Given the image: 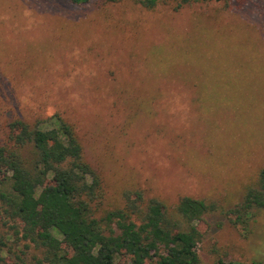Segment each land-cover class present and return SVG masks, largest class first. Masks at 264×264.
I'll return each mask as SVG.
<instances>
[{
  "label": "rangeland",
  "instance_id": "374dc122",
  "mask_svg": "<svg viewBox=\"0 0 264 264\" xmlns=\"http://www.w3.org/2000/svg\"><path fill=\"white\" fill-rule=\"evenodd\" d=\"M54 113L102 177L101 208L135 188L233 208L264 166V0H0V142L13 119ZM207 222L204 264H264V208L247 236Z\"/></svg>",
  "mask_w": 264,
  "mask_h": 264
},
{
  "label": "trees",
  "instance_id": "16d2710c",
  "mask_svg": "<svg viewBox=\"0 0 264 264\" xmlns=\"http://www.w3.org/2000/svg\"><path fill=\"white\" fill-rule=\"evenodd\" d=\"M132 1L147 10L170 1L177 11L211 0ZM103 196L102 177L87 162L73 124L58 113L35 122L13 119L0 142V263L204 264L200 223L220 213L247 236L264 208V166L233 208L186 195L167 204L138 188L124 190L121 205L101 208ZM216 264L259 263L218 257Z\"/></svg>",
  "mask_w": 264,
  "mask_h": 264
}]
</instances>
